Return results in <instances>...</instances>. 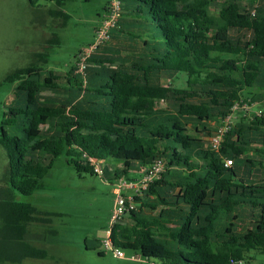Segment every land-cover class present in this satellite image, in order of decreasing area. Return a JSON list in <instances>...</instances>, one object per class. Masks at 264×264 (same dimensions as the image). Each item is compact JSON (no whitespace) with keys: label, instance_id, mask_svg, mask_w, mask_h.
Returning a JSON list of instances; mask_svg holds the SVG:
<instances>
[{"label":"trees","instance_id":"16d2710c","mask_svg":"<svg viewBox=\"0 0 264 264\" xmlns=\"http://www.w3.org/2000/svg\"><path fill=\"white\" fill-rule=\"evenodd\" d=\"M242 1L120 0L117 24L83 75L75 62L6 75L3 83L16 85L0 121L8 160L1 229L21 241L36 209L16 194L42 188L58 156L79 175L110 183L132 182L131 173L141 177L161 161L163 173L132 195L134 209L108 230L113 248L159 264H251L264 256V0ZM252 101L260 114L237 111L210 150L231 108Z\"/></svg>","mask_w":264,"mask_h":264},{"label":"rangeland","instance_id":"374dc122","mask_svg":"<svg viewBox=\"0 0 264 264\" xmlns=\"http://www.w3.org/2000/svg\"><path fill=\"white\" fill-rule=\"evenodd\" d=\"M109 1L64 0L61 3L63 6H57L51 0H35L34 5H30L28 0H0V121L4 109L14 98L16 85L3 83L5 76L28 66L43 70H66L74 64L78 52L95 43V30ZM242 2L247 4V0ZM211 7L214 13L218 5L212 3ZM59 9L68 15L66 19L49 14ZM42 18L47 23L36 25ZM51 23L53 26L64 23V26L52 28ZM46 33L52 34L50 38L54 39V43H51L47 51L49 54L42 63L30 53L42 54L38 51H41L42 36ZM240 36L244 40L249 39L247 32L242 31ZM182 82L183 79L179 78L173 84L180 85ZM256 110L254 102L248 110H241V114L247 112L250 119ZM7 165L6 152L0 146V186L3 185ZM133 178L132 182L140 179ZM116 182L119 181L110 183L104 177L79 175L61 155L42 179V188L35 190L31 196L16 194V198L32 203L38 210L58 214L50 216V223L45 227L54 232L46 234V237L53 243L54 251L59 253L62 264H159L156 260H141L129 250H122L124 257L117 258L110 249H106L107 245L110 246L108 230L115 209L112 190ZM120 182L129 181L122 179ZM125 193L132 196L130 191ZM251 264H264V256L257 255Z\"/></svg>","mask_w":264,"mask_h":264},{"label":"built area","instance_id":"2783aa9c","mask_svg":"<svg viewBox=\"0 0 264 264\" xmlns=\"http://www.w3.org/2000/svg\"><path fill=\"white\" fill-rule=\"evenodd\" d=\"M120 16V0H110L108 6L105 10L104 15L99 21L98 28L95 30V43L85 50L78 52L75 57V67L76 73L83 75L84 69L86 67L87 59L93 54L104 42L109 38V32L116 26L117 21ZM250 106L243 104L241 107L234 105L231 108L230 113L225 116L219 126L216 128L213 135L209 138L210 150L216 151L220 143L222 142L224 135L230 130L233 123L235 122L237 111L248 110ZM261 110H257L256 113L260 114ZM232 165L231 159L224 160V166L229 167ZM164 171V166L161 161L153 162L142 174L140 179L136 182H116V186L113 188L114 199V212L110 219V227L114 224L120 215L127 211L134 209V204L132 201V196H127L125 191L132 192V195L140 196L141 192L145 191L150 184L159 178L160 174ZM95 172L99 175L101 174L98 168H95ZM109 234V232H108ZM110 242V241H109ZM106 249H110L113 255L117 258L124 257L121 249L113 248L111 243L110 246H106ZM134 257V256H132Z\"/></svg>","mask_w":264,"mask_h":264},{"label":"crops","instance_id":"0c3cea01","mask_svg":"<svg viewBox=\"0 0 264 264\" xmlns=\"http://www.w3.org/2000/svg\"><path fill=\"white\" fill-rule=\"evenodd\" d=\"M52 1V0H51ZM57 5V4H56ZM57 6H63V5H57ZM55 15L58 17H61L62 19H66L68 17L67 14H65L64 11L56 10ZM62 12V15L60 14ZM50 14V13H49ZM52 16V15H51ZM53 17V16H52ZM41 21V22H40ZM36 25L38 26H43L40 25L41 23H47V21L42 18ZM129 22V21H128ZM124 25L128 26H133L131 22L127 23L125 22V19L122 21ZM52 25V23H51ZM55 26H60L63 27L64 23L62 24H54L52 25V28ZM52 35V34H51ZM50 34H44L42 36V48L40 49L42 54H39L37 52L31 51L30 55L31 56H36L39 57L43 56L46 57L48 56L50 48L52 46V42L54 43V39L52 40ZM56 42V41H55ZM39 49V48H38ZM34 52V53H33ZM165 83H167L165 81ZM256 104V103H255ZM257 105V109L259 104ZM133 175L131 177H139V174L132 173ZM33 195V193L31 194ZM30 195V196H31ZM27 203V202H25ZM32 205V203H29ZM33 206V205H32ZM36 209V214L34 215L35 219L28 225V231L27 233L23 236L21 241L17 240L15 237H13V234H10L8 236L5 231L1 229V222H0V264H62L61 263V258L59 256V253L54 251V246L53 243L46 237V234L48 233H54L53 231L47 230L45 226H48L50 223L49 217L52 215H58V214H52L51 211H41L38 210L37 206H34ZM12 227L10 226V233H13ZM28 247H34L38 248L41 250H44L46 252L45 257L43 258H35L28 253V248L26 249L25 246Z\"/></svg>","mask_w":264,"mask_h":264}]
</instances>
